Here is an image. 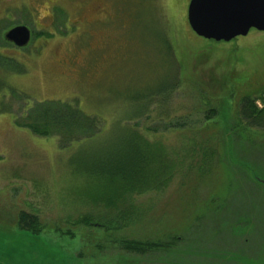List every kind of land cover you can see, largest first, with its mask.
<instances>
[{
    "label": "rangeland",
    "instance_id": "374dc122",
    "mask_svg": "<svg viewBox=\"0 0 264 264\" xmlns=\"http://www.w3.org/2000/svg\"><path fill=\"white\" fill-rule=\"evenodd\" d=\"M190 1L0 0V35L33 32L23 49L0 41V264H141L126 241L232 232L255 214L263 225L264 186L253 175L264 178V129L240 108L245 97L264 108V32L207 40L188 23ZM43 102L77 104L103 130L71 143L34 134L23 110ZM133 127L182 169L163 192L94 204L104 187L96 165L123 151ZM22 212L37 217L39 234Z\"/></svg>",
    "mask_w": 264,
    "mask_h": 264
},
{
    "label": "trees",
    "instance_id": "16d2710c",
    "mask_svg": "<svg viewBox=\"0 0 264 264\" xmlns=\"http://www.w3.org/2000/svg\"><path fill=\"white\" fill-rule=\"evenodd\" d=\"M5 31H2L0 41L1 45L8 46L9 44L3 38ZM49 34L47 36H53L52 33ZM175 86L174 83L169 93L159 92L161 102L169 99L176 90ZM240 109L241 116L249 127L264 129V114L261 115L264 113V108L260 109L254 100L245 97ZM23 111L24 126L29 127L34 134L61 136L67 141L66 143L74 142L75 139L87 141L99 135L103 130V127L101 129L103 120L99 116L86 114L72 102H43L35 108L32 106ZM148 111L149 108L141 114H135L130 120H135ZM131 130V139L126 143L127 146H123V151H118L119 153L113 157H107L109 160L96 165L98 168L95 169L98 171L95 176L100 185L104 187H102L103 190L96 192L94 204L105 203L109 208H113L121 201L135 195L163 192L182 169L181 162L174 153L169 152L161 144L148 141L137 129ZM107 185L114 186V188ZM19 218L21 224L30 229L29 231L35 234L41 232V229L35 227L38 225L37 217L22 212ZM82 222L90 223L88 217ZM155 246L156 244L151 243L125 242V248L137 255L146 253Z\"/></svg>",
    "mask_w": 264,
    "mask_h": 264
},
{
    "label": "flooded vegetation",
    "instance_id": "af4514ba",
    "mask_svg": "<svg viewBox=\"0 0 264 264\" xmlns=\"http://www.w3.org/2000/svg\"><path fill=\"white\" fill-rule=\"evenodd\" d=\"M257 184L261 185L260 182ZM249 210L254 213L253 209ZM251 219H248L247 223L240 220L235 226H231L234 229L238 228L232 232L223 229L196 239L190 234L170 236L166 245L157 243L148 252L140 254V257H143L140 263L153 264L149 263L151 257H165L167 254L173 258L168 264H264V219L263 225H259V217H256V214ZM254 220L255 224L263 227L262 231L255 232L250 229ZM178 249H184L182 254L174 252ZM154 264L165 263L156 261Z\"/></svg>",
    "mask_w": 264,
    "mask_h": 264
},
{
    "label": "water",
    "instance_id": "95a60500",
    "mask_svg": "<svg viewBox=\"0 0 264 264\" xmlns=\"http://www.w3.org/2000/svg\"><path fill=\"white\" fill-rule=\"evenodd\" d=\"M188 23L200 37L230 42L251 30L264 32V0H191ZM4 39L18 48L31 43V29L18 25L5 31ZM264 186V178L253 175Z\"/></svg>",
    "mask_w": 264,
    "mask_h": 264
}]
</instances>
